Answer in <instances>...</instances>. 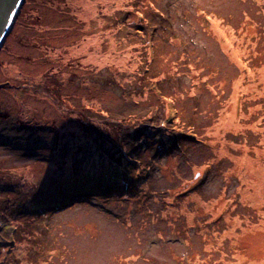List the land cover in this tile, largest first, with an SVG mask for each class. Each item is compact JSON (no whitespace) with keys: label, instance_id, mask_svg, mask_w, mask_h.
<instances>
[{"label":"rangeland","instance_id":"374dc122","mask_svg":"<svg viewBox=\"0 0 264 264\" xmlns=\"http://www.w3.org/2000/svg\"><path fill=\"white\" fill-rule=\"evenodd\" d=\"M0 264H264V0H25Z\"/></svg>","mask_w":264,"mask_h":264},{"label":"water","instance_id":"95a60500","mask_svg":"<svg viewBox=\"0 0 264 264\" xmlns=\"http://www.w3.org/2000/svg\"><path fill=\"white\" fill-rule=\"evenodd\" d=\"M25 0H0V49Z\"/></svg>","mask_w":264,"mask_h":264},{"label":"trees","instance_id":"16d2710c","mask_svg":"<svg viewBox=\"0 0 264 264\" xmlns=\"http://www.w3.org/2000/svg\"><path fill=\"white\" fill-rule=\"evenodd\" d=\"M6 83H8V82H6ZM106 144L111 145V143H110L109 141H108V143H106ZM112 145H113V144H112ZM106 146H107V145H106ZM105 148H106V147H105ZM111 150L113 151L112 148H111ZM70 154H71V156H73V155L76 156V155H77V154H74V153H70ZM71 159H72V157H71ZM113 161H114L115 163H120L119 160H113ZM74 172H78V171H77V168H74V171H72V173H74ZM85 178H88V176H82L81 178H79V176L77 177L78 180L86 181V182H90V180H84ZM78 180H77V181H78ZM77 181H76V177L74 178V180H71L72 183L77 182ZM73 185H74V184H73Z\"/></svg>","mask_w":264,"mask_h":264}]
</instances>
